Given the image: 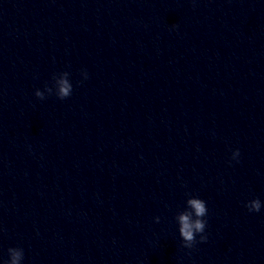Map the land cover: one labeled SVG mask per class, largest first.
Returning <instances> with one entry per match:
<instances>
[{"label": "clouds", "instance_id": "9594fccd", "mask_svg": "<svg viewBox=\"0 0 264 264\" xmlns=\"http://www.w3.org/2000/svg\"><path fill=\"white\" fill-rule=\"evenodd\" d=\"M87 78V73H83ZM53 85L46 86L44 91L37 89L35 96L41 100L45 99V92L49 95L55 92V95L63 100L72 94V83L69 80V72L64 71L53 76ZM240 155L239 149L233 152V159ZM249 212H260L262 203L259 198L248 201L245 205ZM208 209L206 202L198 197H189L186 201V207L183 211L179 212L175 219L179 225V235L183 241V247L192 248L197 242V235L199 234L200 242H204L207 236L204 235L207 221L204 217L207 215ZM159 222V217L155 218ZM9 259L4 264H21L24 259V251L19 247H12L8 249Z\"/></svg>", "mask_w": 264, "mask_h": 264}]
</instances>
